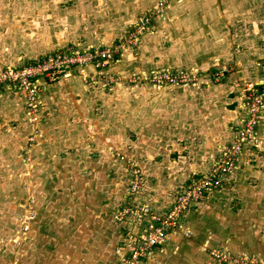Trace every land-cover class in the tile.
I'll return each instance as SVG.
<instances>
[{"label":"rangeland","instance_id":"rangeland-1","mask_svg":"<svg viewBox=\"0 0 264 264\" xmlns=\"http://www.w3.org/2000/svg\"><path fill=\"white\" fill-rule=\"evenodd\" d=\"M250 8L249 0H0V71L12 69L15 74L67 49L82 52L88 47L120 46L118 60L108 63L103 73L89 64L61 71L55 67L49 76L32 73L30 80L37 91V100L32 104L18 81L0 85V264H16V260L18 264L148 262L154 249L136 261L129 256L134 239L145 225L141 208L162 214L173 206L175 197L193 177L208 171L192 173L174 186L167 194L170 199L166 205L151 206L152 200L143 198L147 184L142 168L131 156H122L125 140L143 141L141 130L125 127L122 119L128 114L138 120L141 104L154 98L156 88L196 91L209 84H226V88L221 85L226 95L233 93L230 98L241 105L249 88L258 86L264 90L263 78L254 81L247 75V79L237 80L236 75L239 67L235 65L245 54H252L258 65L264 66V17L250 13ZM126 16L131 21L123 28L119 23ZM97 28L101 30L96 34ZM242 42L244 45H237ZM206 61L212 64L211 69ZM162 69L182 71L186 78L162 86L142 79ZM74 75L81 77L79 88L83 92L116 93V108L112 111L115 123L112 128L106 123L92 130V143L82 138L79 141L75 131L63 128L57 137L41 144L35 138V132L40 131L37 126L49 121L48 109H43L40 102L41 92L46 85ZM107 76L111 80L104 85ZM138 89L152 94H136ZM55 91L58 93L59 89ZM100 105L105 107L99 102L92 108L98 115ZM56 117L58 114L52 118ZM232 131L233 127L229 129L228 141L219 149L229 143ZM262 140L255 133L254 140L246 142L242 152L246 150L247 157H264ZM124 144L139 148L137 144ZM237 166L238 160L236 169L221 177L232 178L228 183L231 186L237 182V174L231 176ZM249 183L264 189V178ZM213 191L184 211L179 220L182 226L169 230L162 245L172 233L189 239L192 233L186 223L199 208L207 206L208 210L221 201L233 206L234 197L222 193L219 196ZM151 195L148 196L152 198ZM249 199L251 206L244 212H256L262 221L264 190ZM83 201L101 206L92 205L82 213L78 203L82 206ZM74 202L77 204L72 205ZM138 214L141 220H137ZM261 224L253 233H264ZM65 234L68 239H59ZM259 242L264 243V239ZM121 247L126 252L123 258L117 253ZM262 248L254 241L248 247L261 253L260 257L250 251L235 254L223 247L208 248L206 254L201 252L198 256L184 246L181 256L170 257L161 264H264Z\"/></svg>","mask_w":264,"mask_h":264},{"label":"crops","instance_id":"crops-1","mask_svg":"<svg viewBox=\"0 0 264 264\" xmlns=\"http://www.w3.org/2000/svg\"><path fill=\"white\" fill-rule=\"evenodd\" d=\"M249 4L251 5L250 13L264 17V0H249ZM153 8H156V4ZM130 21L129 16H126L119 25L121 24L123 28L128 27ZM100 30L97 28L94 29V32L97 34L100 33ZM77 43L79 44V42ZM242 44L243 42L237 45L242 46ZM258 62L252 54H245L242 60H238L235 65L236 68L239 67L236 71L237 80L247 79V75H250L249 78L255 79L254 81L260 78L264 80V66H259ZM204 63H207L209 65L207 68L211 69L210 65L212 64H208V61ZM110 66H108L109 69ZM80 80L79 75L70 76L59 82L48 84L42 90L40 102L43 104V109H48L49 118L47 120L49 121L42 122L37 126L40 131L35 132V138L41 144L50 142L51 138L57 137L59 134L56 133H61L63 128L75 131L74 134L80 138L79 141L82 138L92 143L95 138L92 130L102 127L106 123L110 124L106 126L108 128H112L114 125L112 111L116 108L114 100L116 93L83 92L79 88ZM221 85L226 88V84ZM221 85L209 84L196 91L156 88L153 90L154 98L144 105L141 104V109L138 110V120L128 114L122 119V123L126 121L125 127L127 125L128 128L141 130L139 136L143 141H139L140 139L138 141L131 140L132 142L125 140L122 146V156H131L142 168L145 185L147 184L143 198L147 201L151 199L152 202L149 201L151 206L160 208L162 205H166L170 199V195L169 197L167 195L169 191L186 180L190 174L209 171L217 148L220 144L228 141L229 129L233 127L232 139L235 129L242 125L246 116L244 107L235 98L234 100L230 98L234 96L233 93L226 95V91ZM55 89H59L58 93ZM142 91L143 89H138L136 94H152ZM228 100L231 102H227ZM99 102L106 108H101L100 105L101 114L98 115L92 108ZM54 114H58L55 119L52 118ZM58 123H64V126ZM258 124L255 133L261 140H264L262 136L264 114ZM144 130H148V132L144 133ZM31 139L33 138L31 137ZM124 143L137 144L139 148H131ZM262 162H264V157H247L246 150H243L239 155L238 169L231 175L232 177L236 174L238 176L235 185L228 184L232 178L223 177L213 191L219 196L222 193L234 197L233 206L231 203L226 205V202L221 201L219 206H212L208 210L207 206L199 208L192 219L187 220L188 224L186 223V228L191 230V237L182 239L179 233H172L164 245L154 248L152 256L145 264H161L162 261H167L170 257L179 256L184 246L188 247L189 253L198 256L201 252L206 254L208 248L223 247L235 254L245 255L250 251L260 257L261 253L257 250H249L248 247H251L254 241L259 247L263 246L264 248V243L259 242L264 239V233H253L254 230L261 227V223L264 225V218L262 217L261 221L256 212L253 214L245 212L248 211L247 206H251L250 196L254 195L256 198L258 191L264 190L249 183V181H256L258 178H264V163ZM148 195H151L152 198ZM96 199L97 196L93 200L96 201ZM82 203V206L78 203L82 213L86 211V208L91 209L92 205L99 204L101 206V203L90 201ZM75 204L77 203H72V205ZM261 204L264 206V199L261 200ZM206 211L208 212L206 213ZM67 236L69 235H61L59 239L66 240ZM117 253L122 258L126 254L122 247ZM18 262L16 260V264ZM262 262L264 261L262 260Z\"/></svg>","mask_w":264,"mask_h":264},{"label":"built area","instance_id":"built-area-1","mask_svg":"<svg viewBox=\"0 0 264 264\" xmlns=\"http://www.w3.org/2000/svg\"><path fill=\"white\" fill-rule=\"evenodd\" d=\"M118 47L120 46L109 45L101 49L88 47L82 52L67 49L53 56H48L33 66L24 67L15 74H13L12 69L0 71V85L3 82L18 81L28 92L30 96L28 102L32 104L37 100L36 85L30 80L32 73L39 72L49 76L55 67L61 71L69 66L84 64H90L98 73H103L108 63L118 60ZM185 78L186 76L184 73L182 74V71L171 72L166 69L153 71L144 77L142 76V79L154 86L177 84ZM110 80V76H107L104 85L108 84ZM137 82L140 81L137 80ZM257 87L255 89L249 88L250 91L242 96V106L246 111V116L242 125L235 129L229 143L219 149L212 168L207 173L193 177L184 191L175 197L173 206L162 214L159 215L141 208V214L145 216V225H143L141 233L134 239V246L129 252L130 260L136 261L139 257L150 254L155 247L162 245L169 230L173 231L182 226L179 220L184 211L188 210L190 205L196 203L199 198H203L214 190L222 176L230 174L236 169L237 158L241 154L244 144L254 140L256 125L264 111V90L262 87ZM141 214H138L137 220H141ZM185 233H187L186 230Z\"/></svg>","mask_w":264,"mask_h":264}]
</instances>
